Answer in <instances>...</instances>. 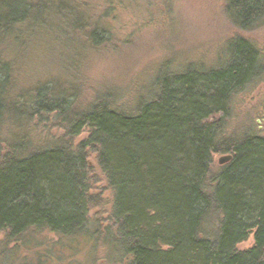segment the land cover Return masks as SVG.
Listing matches in <instances>:
<instances>
[{
	"label": "trees",
	"instance_id": "obj_1",
	"mask_svg": "<svg viewBox=\"0 0 264 264\" xmlns=\"http://www.w3.org/2000/svg\"><path fill=\"white\" fill-rule=\"evenodd\" d=\"M95 1L0 0V232L10 240L48 231L95 242L104 230L110 256L129 264H264V136L225 132L234 96L264 80L254 40H229L218 66L174 73L161 66L133 110L109 93L79 106L73 87L54 95L50 82L32 90L14 85L11 48L45 43L48 54L59 43L56 53L79 57L81 46L106 42L111 1L101 8ZM226 14L237 30L254 31L264 26V0H227ZM49 116L64 130L60 139L34 146L24 129L4 152L6 126H37ZM90 152L115 193L110 226L100 230L88 227L97 202ZM218 154L232 159L214 172ZM251 235L253 246L239 249ZM15 250L10 264H50L55 247L21 256Z\"/></svg>",
	"mask_w": 264,
	"mask_h": 264
},
{
	"label": "rangeland",
	"instance_id": "obj_2",
	"mask_svg": "<svg viewBox=\"0 0 264 264\" xmlns=\"http://www.w3.org/2000/svg\"><path fill=\"white\" fill-rule=\"evenodd\" d=\"M110 1L114 16L103 21L109 30L102 38L106 42L100 47L85 49L81 46L79 57H73L67 50L56 53L60 50L59 43L55 47L50 42L54 49L48 54L45 43L11 48L8 57L18 66L14 85L32 90L41 83L50 82L47 87L54 86V93H50L54 95H58L57 91L63 87H73L79 106L99 101L101 96L109 93L119 105L133 110L138 94H142L141 87L149 93L161 66L168 67L171 73L190 64L199 67L204 63L209 68L218 66L224 46L238 35L254 40L264 60V26L254 31L237 30L226 14L227 0H106L108 5ZM102 2L96 0L94 5L96 3L101 8ZM107 8L110 7L103 11ZM49 117V121L37 122V126L29 121L23 129L6 126L1 134L4 152L10 150L7 144L14 133L24 129L30 133L34 146L47 138L60 139L64 130L58 126L60 122ZM33 126L34 130L31 129ZM250 130L264 136V80L250 84L234 96L233 112L225 128L228 135L238 137ZM86 134L78 136L74 142L79 143ZM222 156H214V172L222 166L219 164ZM88 158L92 193L97 200L90 213L92 224L88 227L105 229L110 226L115 193L97 155L90 152ZM25 235L19 240H10L6 233L0 232V264H10L8 257L15 249L21 256L51 247L55 250L48 253L53 255L50 264H129L131 261L125 259L121 262L119 254L114 256L116 252L110 256L104 230L100 240L95 242L88 237L70 241L48 231ZM38 243H41L39 247ZM253 243L251 235L238 248L248 249Z\"/></svg>",
	"mask_w": 264,
	"mask_h": 264
},
{
	"label": "water",
	"instance_id": "obj_3",
	"mask_svg": "<svg viewBox=\"0 0 264 264\" xmlns=\"http://www.w3.org/2000/svg\"><path fill=\"white\" fill-rule=\"evenodd\" d=\"M231 159H232L231 155L222 156L219 159V164L220 165H225V164L229 163L231 161Z\"/></svg>",
	"mask_w": 264,
	"mask_h": 264
}]
</instances>
